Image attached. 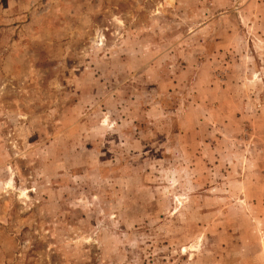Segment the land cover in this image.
Segmentation results:
<instances>
[{"label": "rangeland", "instance_id": "374dc122", "mask_svg": "<svg viewBox=\"0 0 264 264\" xmlns=\"http://www.w3.org/2000/svg\"><path fill=\"white\" fill-rule=\"evenodd\" d=\"M0 264H264V0H0Z\"/></svg>", "mask_w": 264, "mask_h": 264}]
</instances>
